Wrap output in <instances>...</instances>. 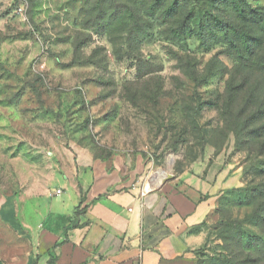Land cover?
Wrapping results in <instances>:
<instances>
[{"label": "rangeland", "instance_id": "1", "mask_svg": "<svg viewBox=\"0 0 264 264\" xmlns=\"http://www.w3.org/2000/svg\"><path fill=\"white\" fill-rule=\"evenodd\" d=\"M172 1L0 0V200L132 140L155 169L238 171L194 264H264V0Z\"/></svg>", "mask_w": 264, "mask_h": 264}, {"label": "crops", "instance_id": "2", "mask_svg": "<svg viewBox=\"0 0 264 264\" xmlns=\"http://www.w3.org/2000/svg\"><path fill=\"white\" fill-rule=\"evenodd\" d=\"M130 143L87 151L61 174L31 170L0 200V264H194L222 220L219 198L242 186L238 171L155 169Z\"/></svg>", "mask_w": 264, "mask_h": 264}, {"label": "trees", "instance_id": "3", "mask_svg": "<svg viewBox=\"0 0 264 264\" xmlns=\"http://www.w3.org/2000/svg\"><path fill=\"white\" fill-rule=\"evenodd\" d=\"M166 1L167 0H153V3L155 4V7L161 8V7H163L165 5ZM177 8H178V0H173L171 2V4H169L166 13H168L169 15L175 14L177 12ZM240 11H242L243 14L245 13L244 10H240ZM240 11H239V13H240ZM146 16H148V15H146ZM254 16H258L259 19H260V17H262V14H258L257 10H255V9L253 10L252 9V21H254ZM189 19H187V20L185 19L184 22H182L180 24V27L178 28V29L181 30L180 34H184L185 33V29L184 28L189 26L188 25L189 24L188 23ZM233 31H235L234 28L232 29V33H233ZM201 34L202 33L200 32V35ZM202 38L203 37H200V40ZM234 39H235L234 37H231V36L229 37V36L226 35V40H227L228 43H233ZM252 54H253V52H252ZM254 66H257V65L254 64ZM93 153L96 156L95 152H93ZM245 189L246 188L240 187L238 189H233V190L227 191L219 198V201H218V214H219L220 219H222V220L217 225H215L214 227H210L209 232H208V238H207V241H206L205 245L195 252L196 258L200 255L201 251L204 250L208 246L209 241H210V237L212 238L213 235H214V237H218L219 231L224 229L226 221H227L226 216H225L226 200L229 197H233L235 195H236V198L239 200V196L237 194L243 193ZM237 205H241V204L238 203ZM246 205H249V204H246ZM259 210H261V207H256L255 208V211H259Z\"/></svg>", "mask_w": 264, "mask_h": 264}, {"label": "built area", "instance_id": "4", "mask_svg": "<svg viewBox=\"0 0 264 264\" xmlns=\"http://www.w3.org/2000/svg\"><path fill=\"white\" fill-rule=\"evenodd\" d=\"M55 194H56V195H59V194H61V191H60V190H57V191L55 192Z\"/></svg>", "mask_w": 264, "mask_h": 264}]
</instances>
